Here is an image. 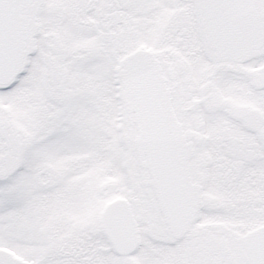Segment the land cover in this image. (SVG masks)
Wrapping results in <instances>:
<instances>
[{
    "label": "snow or ice",
    "instance_id": "6c2138e0",
    "mask_svg": "<svg viewBox=\"0 0 264 264\" xmlns=\"http://www.w3.org/2000/svg\"><path fill=\"white\" fill-rule=\"evenodd\" d=\"M0 264H264V0H0Z\"/></svg>",
    "mask_w": 264,
    "mask_h": 264
}]
</instances>
